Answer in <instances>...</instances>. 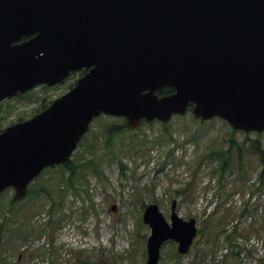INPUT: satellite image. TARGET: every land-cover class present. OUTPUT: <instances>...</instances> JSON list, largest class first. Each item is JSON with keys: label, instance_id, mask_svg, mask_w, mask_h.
<instances>
[{"label": "water", "instance_id": "1", "mask_svg": "<svg viewBox=\"0 0 264 264\" xmlns=\"http://www.w3.org/2000/svg\"><path fill=\"white\" fill-rule=\"evenodd\" d=\"M83 69L72 90L0 133V195L14 188L25 200L102 114L134 130L193 106L197 118L264 132V0H0V103ZM165 87L175 92L160 96ZM144 222L146 264L168 241L187 254L198 234L176 203L171 223L157 204Z\"/></svg>", "mask_w": 264, "mask_h": 264}, {"label": "rangeland", "instance_id": "2", "mask_svg": "<svg viewBox=\"0 0 264 264\" xmlns=\"http://www.w3.org/2000/svg\"><path fill=\"white\" fill-rule=\"evenodd\" d=\"M76 79L5 101L0 128L30 118ZM123 123L108 116L93 123L72 157L80 172L75 187L67 170L63 178L55 169L31 184L23 202L14 200L13 189L1 195L0 264H146L151 228L144 212L158 204L171 222L174 202L201 233L186 255L175 243L163 245L159 264H264V172L257 151H264V133L235 132L223 120L202 122L191 113L174 118L168 130L159 122L109 130ZM210 151L222 159L205 160ZM70 234L74 245L66 244Z\"/></svg>", "mask_w": 264, "mask_h": 264}, {"label": "trees", "instance_id": "3", "mask_svg": "<svg viewBox=\"0 0 264 264\" xmlns=\"http://www.w3.org/2000/svg\"><path fill=\"white\" fill-rule=\"evenodd\" d=\"M84 73H85V71L82 72V75H83ZM74 85H75V84L70 85V88H72ZM173 92H174L173 89H170V88H164V89H162V90L159 91V94H160V95H169V94H171V93H173ZM50 103H51V102H49V104H50ZM49 104H45V105L42 107V109L46 108ZM42 109H39V111L42 110ZM161 124H162V123H161ZM162 125H163L165 128H167V130H168V127H169L170 124H162ZM109 130H110V131H112V130H117V133H122L123 131H124V132H130L128 129H126L124 123L121 124V125H119L118 127L114 128V129L110 128ZM0 131H1V128H0ZM171 140L174 141V139H171ZM255 142H256V143H260V140H255ZM257 151H258V153L260 154V156L262 157V161H261V162H262V164H263V172H264V151L262 150L261 147H258V148H257ZM230 153H231V151L229 150V151L225 152V155H226V154H230ZM219 156H220V155H218V151H210V152L205 156V160H212L213 163H215V162H217L218 160L222 159V158H220ZM90 163H93V165H92L93 168H96V167H97V164H96L95 162L91 161ZM72 164H73V163H71V164L69 163V164H67V165L61 166V167L58 168V169H61L62 172L64 171V172H63V178H64V176H65V171L67 170V171L69 172L68 179H66V180H67V182H69V185H70V186L75 187V186H76V181H77V179H78V176H79V173H80V172H79L78 170H76V167L71 166ZM227 166H228V160H227V158H225V159H224V164H223V166L220 164L218 168H219V169H222L223 171H226ZM95 170H96V169H95ZM96 173L99 174V171L96 170ZM262 182H264V179H263ZM236 228H237V227H236ZM236 228H235V229H236ZM200 233H201V232H200ZM227 240H228V241H231V236H228Z\"/></svg>", "mask_w": 264, "mask_h": 264}]
</instances>
